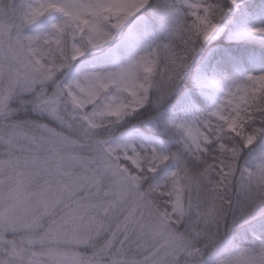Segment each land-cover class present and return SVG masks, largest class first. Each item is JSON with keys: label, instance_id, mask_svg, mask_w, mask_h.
I'll return each mask as SVG.
<instances>
[{"label": "snow or ice", "instance_id": "snow-or-ice-1", "mask_svg": "<svg viewBox=\"0 0 264 264\" xmlns=\"http://www.w3.org/2000/svg\"><path fill=\"white\" fill-rule=\"evenodd\" d=\"M0 264H264V0H0Z\"/></svg>", "mask_w": 264, "mask_h": 264}]
</instances>
